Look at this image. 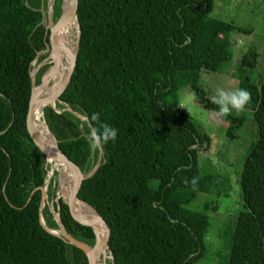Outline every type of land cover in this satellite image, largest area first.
I'll use <instances>...</instances> for the list:
<instances>
[{"label": "trees", "instance_id": "1", "mask_svg": "<svg viewBox=\"0 0 264 264\" xmlns=\"http://www.w3.org/2000/svg\"><path fill=\"white\" fill-rule=\"evenodd\" d=\"M46 2L0 0V264H88L80 248L39 221L40 187L51 165L30 137L26 117L33 60L46 59L45 54L37 57L38 52L54 44L52 35L48 42L50 30L43 21L45 11L55 31ZM212 3L77 0L75 65L54 108H43V118L61 152L85 176L96 166L81 182L77 198L107 223L113 264H190L206 251L208 216L186 205L201 194L226 192V180L201 171L198 155L204 143L209 145V136L180 107L177 93L189 87L195 102L216 113L213 99L199 84L200 73L223 70L231 59L229 32L249 31L209 16ZM61 5L62 0H54L56 19ZM256 57L252 48L244 52L238 71L252 70ZM48 66L38 69L37 84ZM252 86L247 109L252 110L257 136L242 163L243 209L236 216L224 264H264V56L260 79ZM93 112L118 130L115 143L90 147ZM223 119L229 122L226 135L235 139L243 118ZM33 124L40 130L34 116ZM57 175L53 171L47 184V202L68 234L92 246L93 231L74 221L61 197L55 201ZM193 177H199L195 187L184 183ZM203 208L216 206L205 203ZM41 215L48 228L58 229L47 203Z\"/></svg>", "mask_w": 264, "mask_h": 264}, {"label": "rangeland", "instance_id": "2", "mask_svg": "<svg viewBox=\"0 0 264 264\" xmlns=\"http://www.w3.org/2000/svg\"><path fill=\"white\" fill-rule=\"evenodd\" d=\"M212 4L213 8L209 16L232 21L236 26L249 31L236 29L229 32L231 59L223 70L200 73L199 84L208 92L211 99L215 96L217 88L252 89L253 83L260 79L264 56V0H213ZM47 11L54 13L51 7H47ZM72 38L74 41L73 33ZM251 48L257 53L255 67L250 71H238L242 54ZM58 53L51 55L52 57L50 56L48 60L52 61L58 58ZM40 55L43 54L40 53ZM45 55L47 59L49 54ZM42 60L37 61L36 59L33 62L34 68ZM241 75L249 76V80H240ZM35 84L37 83L35 82ZM191 94L193 92L187 86L178 90L177 93L180 105L184 109L186 108L189 115L201 125L209 136V145L204 143L205 146L198 155L201 171L218 174L225 178L226 183L223 182L222 186L227 189L219 196L215 193L198 195L186 205L193 210H204L209 220L205 236L206 251L203 256L190 264H224L229 252L236 216L243 209L239 175L250 142L257 136V128L251 109L246 108L239 114L233 113V116H241L243 122L237 130L238 136L230 140L226 135L229 122L219 118L213 110L207 109L195 101L186 103V98ZM55 171L59 172V170ZM205 203L210 206L215 205L216 208L204 209ZM47 205L50 212L54 210L51 202H48ZM108 260V258L105 259L106 264H108ZM101 262L102 260L99 261L100 264H102Z\"/></svg>", "mask_w": 264, "mask_h": 264}, {"label": "water", "instance_id": "3", "mask_svg": "<svg viewBox=\"0 0 264 264\" xmlns=\"http://www.w3.org/2000/svg\"><path fill=\"white\" fill-rule=\"evenodd\" d=\"M70 2H71L70 7L67 10H65L64 9V0H62L61 12H60V15L57 19L55 27H60V28L65 27L67 19L69 17H72V15L77 21V15H76L77 0H70ZM49 5H50V1L47 0V7H49ZM43 14H44V12H43ZM77 28H78V32H77V36L75 39L74 51L71 54V61L67 67L66 76L61 81L60 85L57 87V89L55 91H52V92L44 95L43 97L34 98L33 97L34 91H35L36 87H39L41 84H43L44 74L47 72V70L41 75L40 82L38 84H35V74L38 71V69L45 63V60L43 59L35 68L33 67L30 70L31 93H30L29 106H28V112H27V117H26V126H27V130L30 134V137L32 138L35 145L45 154L46 162H48V160H52V161L60 164L61 166L64 167L65 170H68L69 172H71L73 174L74 185L72 186L70 192L67 195L62 194L61 198L64 201V203L68 206L69 213H70L71 217L74 219V221L77 222L79 225L87 227L93 231V233L95 235V242L92 246H89L82 241L74 239L65 230L64 226L62 225V223L59 219V213L57 211L51 210V213H52L57 225L60 228V233H55L53 230H51L50 228H48L45 225L44 219L41 215V211H42L45 203H48L47 202V195H46V188H47V184H48V182H49V180L53 174V169H50L48 171L47 179L45 180L44 185L42 187H40L41 200H40V207H39V210H40L39 221H40V224L42 225V227L44 229H46L48 232H50L56 236H59L63 240H65L66 242L80 248L85 253V255L87 257L88 264H97L99 257H102V264H106L105 263L106 258H108L110 260V264H113V256H112V253H111L109 246H108V238H109L110 231H109V227H108L107 223L91 205H89L88 203L77 198V192L80 188L81 182L86 177L90 176L94 172L96 166L88 173V175L85 176L81 172L79 167L77 165H75L72 161H70L61 152V150L59 149V146L57 144V141L53 137V135L51 134L53 139H54L53 148H52L50 146V144L48 142H46L41 137V135L35 129L34 124H33V113H34V109H35L36 105L40 106V107L50 105L51 107L54 108L55 104H51V103H54V101L58 100V96L64 91V89L66 88V86L70 80V76H71V73H72L74 65H75L76 54H77V50H78V46H79L80 28H79L78 21H77ZM49 32H50V34H49L48 42L51 43L52 30L50 29ZM43 52L44 51L38 52L37 57L39 56L40 53H43ZM35 60H36V58L33 60V62ZM67 109L70 110V108H68V107H67ZM78 116L81 119H85V117H83V116H80V115H78ZM58 177H59L58 189L56 191L55 201H57V199L60 197L58 195V192H60V191L62 192L63 188L66 185H68V180H64L62 178L63 176L61 175L60 171L58 172ZM75 199H78L81 202L86 203L95 211L96 218L94 219V222L98 223L100 228H98L95 225V223L93 224V222L83 219L81 217V215L78 214V212L76 211V209L74 208V205H73V201Z\"/></svg>", "mask_w": 264, "mask_h": 264}, {"label": "bare ground", "instance_id": "4", "mask_svg": "<svg viewBox=\"0 0 264 264\" xmlns=\"http://www.w3.org/2000/svg\"><path fill=\"white\" fill-rule=\"evenodd\" d=\"M50 1V5L49 7H51L53 9L54 7V0H49ZM70 0H64V9L67 10L70 7ZM47 6V4H46ZM49 16L53 19L54 23L56 24L57 19L54 17V13L49 14ZM46 15H45V11H44V17H43V21L46 24V28L48 30H52V36H53V40H54V44L53 47L50 48L47 46L45 48V50H43L44 52L42 54H46L49 51V55L47 57V59H45V64H50L48 66V68L46 69L47 72L44 74V80H43V84H41L39 87H36L33 97H43L44 95L55 91L57 89V87L60 85L61 81L64 79V77L66 76V72H67V67L70 64L71 61V54L74 51V45H75V40L73 41L72 38V33L74 34V37L76 39L77 36V32H78V28H77V21L76 19L73 17H69L67 19L66 22V26L65 27H55V31L53 30L50 21L46 22L45 20ZM59 54V57L56 58L55 60L49 61V57L55 53ZM52 57V56H51ZM52 87V88H51ZM51 88V89H50ZM56 101H54V103L51 104H55ZM42 107L37 106L34 109V113L33 116L36 119L37 125L40 128L37 129L39 134L41 135V137L50 144V146L53 148V143H54V139L51 135V132L49 131L47 124L45 123V120L43 118V112H42ZM51 164V169H53V171L55 170H59L61 175L63 176L62 178L64 180H68V185H66L63 188V193L60 191L58 192V195L61 197L62 194L67 195L72 186L74 185V178H70L67 177L65 175L64 172V167L61 166L60 164L49 160L48 161ZM46 204V203H45ZM73 205L74 207L79 208L80 210H82L88 221L93 222V224L95 223V225L100 228L99 224L94 222V219L96 218V213L95 211L86 203L81 202L78 199H75L73 201ZM53 230V229H51ZM55 233H60V228L58 226L57 230H53ZM102 260V257H99L98 259V263L100 264L99 261ZM102 263V262H101Z\"/></svg>", "mask_w": 264, "mask_h": 264}, {"label": "clouds", "instance_id": "5", "mask_svg": "<svg viewBox=\"0 0 264 264\" xmlns=\"http://www.w3.org/2000/svg\"><path fill=\"white\" fill-rule=\"evenodd\" d=\"M197 97L191 94L186 98V103L195 101ZM252 101L251 93L244 88L224 89L217 88L213 97V103L217 106L216 115L223 119L233 113L239 114L246 110ZM184 108L183 106H180ZM186 109V108H185ZM90 120L95 123L88 131L87 138L92 149H100L109 142L115 143L118 130L107 123L101 122V113L93 112ZM87 123V121H85ZM83 126V125H82ZM199 177H193L190 181L184 180L185 184H191L195 187Z\"/></svg>", "mask_w": 264, "mask_h": 264}]
</instances>
